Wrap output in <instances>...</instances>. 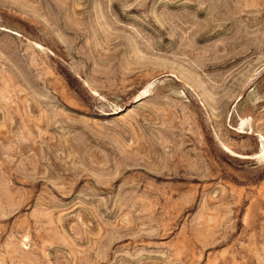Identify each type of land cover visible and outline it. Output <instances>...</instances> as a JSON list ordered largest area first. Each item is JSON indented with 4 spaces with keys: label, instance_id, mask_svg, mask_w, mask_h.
I'll list each match as a JSON object with an SVG mask.
<instances>
[{
    "label": "rangeland",
    "instance_id": "obj_1",
    "mask_svg": "<svg viewBox=\"0 0 264 264\" xmlns=\"http://www.w3.org/2000/svg\"><path fill=\"white\" fill-rule=\"evenodd\" d=\"M0 264H264V0H0Z\"/></svg>",
    "mask_w": 264,
    "mask_h": 264
}]
</instances>
